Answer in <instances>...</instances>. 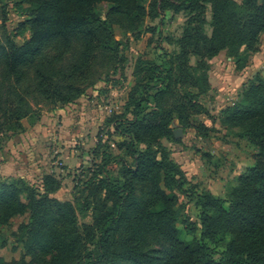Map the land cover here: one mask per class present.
<instances>
[{"label":"trees","instance_id":"16d2710c","mask_svg":"<svg viewBox=\"0 0 264 264\" xmlns=\"http://www.w3.org/2000/svg\"><path fill=\"white\" fill-rule=\"evenodd\" d=\"M16 1L25 5L30 36L0 45L5 76L14 82L0 116L1 135L23 128L29 92H19L17 85L31 69L37 93L71 103L86 84L119 68L123 58L114 23L138 33L146 17L167 9L184 12L186 21L178 51L161 63L139 59L126 107L113 117L124 154L102 151L100 138L94 150L100 162L85 179L74 178L73 200L51 196L60 183L54 175L44 177L42 189L23 180L0 182V226L27 216L14 233L25 253L7 260L0 251V264H264V80L252 81L243 101L222 111V125L240 128L257 152L226 198L197 195L201 241L186 240L178 226L177 192L184 191L188 178L162 142L173 136L175 119L201 135L209 133L211 128L195 119L207 113L198 93L210 86L209 61L223 50L234 57L242 49L258 51L264 0H150L148 6L145 0ZM50 49L55 53L47 59ZM113 157L121 160L119 178L107 171ZM80 216L91 221L81 222ZM183 224L187 235L196 234L195 222ZM226 238L225 256L218 260L204 240Z\"/></svg>","mask_w":264,"mask_h":264},{"label":"rangeland","instance_id":"374dc122","mask_svg":"<svg viewBox=\"0 0 264 264\" xmlns=\"http://www.w3.org/2000/svg\"><path fill=\"white\" fill-rule=\"evenodd\" d=\"M144 2L148 6L150 0ZM108 7L109 4L104 5L103 18ZM207 17L211 19L210 12ZM28 18L25 5H19L16 0H0V45L8 38L18 42L26 40L30 36V27L26 24ZM185 21L184 12L167 9L156 18L146 17L138 33L114 23L115 38L121 43L119 57L123 58L119 68L86 84L84 93L71 103L51 102L37 93L34 70L31 69L29 77L17 85L19 92H29L24 96L29 103V114L22 119L23 128L0 134V182L23 180L42 189L44 177L54 175L60 183L51 196L73 200L74 178L83 176L85 179L90 175L88 169L100 162L94 152L100 138L102 151L112 156L124 154L119 149L123 137L114 131L113 117L126 107L129 93L138 80L134 70L139 59L161 63L167 55L178 51L176 41L183 32ZM206 29L211 31L208 26ZM53 53L55 50L50 49L45 58L50 59ZM209 66L210 86L198 93L207 113L197 115L195 119L211 130L207 135H201L195 128L184 127L175 119L173 136L162 140L188 178L184 191L177 192L176 205L178 226L186 240L201 241L197 195L211 192L226 198L228 192L238 186L239 176L254 164L257 148L241 136L240 128L224 127L221 119L223 109L243 101L244 90L252 81L264 80V33L258 51L242 49L240 55L234 57L223 50L209 61ZM13 84V80L5 76L0 60V116ZM120 170L121 160L113 157L107 171L112 177L119 178ZM184 220L196 223L198 230L194 236L185 233ZM24 221L27 216H16L9 224L0 226V251L7 260L20 259L25 253L23 244L14 234ZM80 221L90 222L91 217L80 216ZM153 242L158 245L157 240ZM204 242L212 248L216 259L225 256L227 238Z\"/></svg>","mask_w":264,"mask_h":264}]
</instances>
